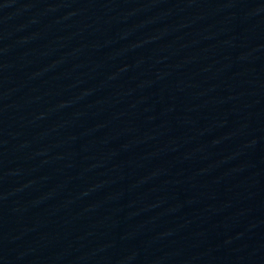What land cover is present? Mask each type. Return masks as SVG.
Returning a JSON list of instances; mask_svg holds the SVG:
<instances>
[{
	"label": "water",
	"instance_id": "95a60500",
	"mask_svg": "<svg viewBox=\"0 0 264 264\" xmlns=\"http://www.w3.org/2000/svg\"><path fill=\"white\" fill-rule=\"evenodd\" d=\"M0 264H264V0H0Z\"/></svg>",
	"mask_w": 264,
	"mask_h": 264
}]
</instances>
